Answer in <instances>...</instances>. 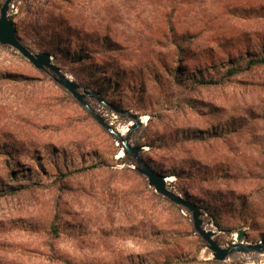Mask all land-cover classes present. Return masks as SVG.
<instances>
[{"label": "rangeland", "instance_id": "1", "mask_svg": "<svg viewBox=\"0 0 264 264\" xmlns=\"http://www.w3.org/2000/svg\"><path fill=\"white\" fill-rule=\"evenodd\" d=\"M9 14L32 53L146 117L129 141L174 178L168 189L215 208L223 228L200 209L220 246L264 241V66L221 80L264 52V0H13ZM86 101L128 132L132 122ZM121 150L51 77L0 46V264H225ZM248 257L231 264H264Z\"/></svg>", "mask_w": 264, "mask_h": 264}, {"label": "water", "instance_id": "2", "mask_svg": "<svg viewBox=\"0 0 264 264\" xmlns=\"http://www.w3.org/2000/svg\"><path fill=\"white\" fill-rule=\"evenodd\" d=\"M13 0H4L0 6V46H7L16 51L24 60L35 69L43 71L52 78L60 88L65 90L70 96L82 106L90 117L121 146L122 156L132 160L130 169L142 176L147 186L157 195L166 199L173 205L185 211L190 216L191 225L195 233L206 244L211 260L215 262L231 264L239 254H249L247 261H259L264 259V241L256 244L231 243L227 247H222L215 240L217 233L211 229H206L202 218L205 216L196 204L182 198L180 195L168 189L164 175L153 170L142 158L144 148L134 143L130 144V134L142 126L141 117L130 110H119L108 104L96 93H90L84 87L69 79L61 69L52 63V58L48 53H32L20 42L17 37L16 26L10 18V8ZM86 98L94 99L100 105L110 109L113 113L126 118L132 125L127 134L122 136L111 123L99 115L86 101ZM209 225V224H208ZM238 238H242V232L238 233Z\"/></svg>", "mask_w": 264, "mask_h": 264}, {"label": "trees", "instance_id": "3", "mask_svg": "<svg viewBox=\"0 0 264 264\" xmlns=\"http://www.w3.org/2000/svg\"><path fill=\"white\" fill-rule=\"evenodd\" d=\"M178 47L181 46V44H177ZM71 59H73L74 61H77V60H80L82 59L81 55L78 53L77 56L75 55H72ZM258 66H264V52H262L261 54H258V55H254V56H251L247 61L246 63H244L243 65H240V66H237V65H234V66H230L228 67L223 73H222V76H221V80H229L231 79L233 76H237V75H240L246 71H251L252 69H254L255 67H258ZM213 83V80L212 78L210 80H205V79H200V80H197L196 78L193 79L191 81V85H210ZM118 83L117 82H111V84L109 85L110 86V89H117L118 88ZM94 90V88H92ZM107 89V88H106ZM94 91H98L99 94L103 95L102 92H99V90H94ZM109 102L113 101V100H108ZM113 103V102H111ZM155 170V169H153ZM156 171V170H155ZM157 172V171H156ZM172 175H174L175 177H179L178 176V173L177 172H171ZM170 172H162V174H171ZM186 199L194 204H196L197 206H199L200 208H203L213 219H214V222L215 224L220 227V228H223L222 226H220L219 224V218L216 217V214H215V208H212L210 205H208L207 203H201V202H197L196 200H194V198L190 197V196H187ZM241 206L243 207V203L240 202ZM216 211H218L216 209ZM161 264H170V262H163Z\"/></svg>", "mask_w": 264, "mask_h": 264}, {"label": "bare ground", "instance_id": "4", "mask_svg": "<svg viewBox=\"0 0 264 264\" xmlns=\"http://www.w3.org/2000/svg\"><path fill=\"white\" fill-rule=\"evenodd\" d=\"M141 122H142V125H145L146 123V117H141ZM143 123H145V124H143ZM118 132L122 135V136H125L126 134H127V131L125 130V129H123V130H118ZM131 136V135H130ZM130 144H131V142H130ZM120 153H121V155H120ZM119 153V155L120 156H122V152H120ZM174 180V178L173 177H167L166 179H165V182H166V184H169V183H171L172 181Z\"/></svg>", "mask_w": 264, "mask_h": 264}]
</instances>
